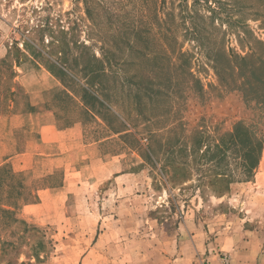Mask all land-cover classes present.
<instances>
[{"label": "rangeland", "instance_id": "rangeland-1", "mask_svg": "<svg viewBox=\"0 0 264 264\" xmlns=\"http://www.w3.org/2000/svg\"><path fill=\"white\" fill-rule=\"evenodd\" d=\"M229 54L264 58V0H0V112L18 93L58 126L78 125L49 157L7 161L25 145L2 138L0 167L21 189L10 194L3 173L0 264H178L185 249L192 264H264V144L254 176L221 196L200 180L209 164L179 149L200 133L212 145L249 116L216 73ZM46 55L70 75L50 72ZM123 121L130 131L118 133ZM69 165L85 183L39 191Z\"/></svg>", "mask_w": 264, "mask_h": 264}, {"label": "trees", "instance_id": "trees-1", "mask_svg": "<svg viewBox=\"0 0 264 264\" xmlns=\"http://www.w3.org/2000/svg\"><path fill=\"white\" fill-rule=\"evenodd\" d=\"M57 41L60 40L57 39ZM24 42L26 45L33 46L32 42L28 39H24ZM60 42L64 43L65 41L61 39ZM50 43H54V41L51 40ZM58 52L64 55L62 48ZM38 54L41 55L42 51L36 48L35 56ZM45 59L50 63L46 65L50 72L54 73V67L61 75H70V70L65 62L53 60L49 55H46ZM63 60L65 61V58ZM226 60V64H220L221 62L219 63V61L217 62L220 65L215 64L218 78L220 81L226 82L230 88L240 92L243 102L249 108V116L237 120L233 124L231 131L219 136L217 141L212 143V145L203 143L201 133L198 136L199 138L189 146L185 143L179 145V149L185 155L187 153L194 154L196 160L209 164V167L205 171L206 174L201 175L200 180L206 178V184L218 196L229 191L231 183L248 181L254 176L264 144V58L255 61V63L248 64L243 56L237 58L236 55L229 54ZM16 65H18L17 62ZM82 69H84L83 72H86L85 75L87 74L89 79L100 75L92 68L91 64H84ZM70 77L100 105L110 110L106 102L91 94L94 93V90L89 84L81 85L76 77ZM0 94V105L2 106V101L7 92ZM121 124L122 127L117 131L118 133L130 131V127L126 121H123ZM134 134L137 135L135 132ZM186 162V160H183L178 163V168L182 170L180 172L182 176H186ZM3 173L5 179H10L14 183L9 186L8 192L10 194H17L21 189L19 180L4 166L0 167V191L3 190ZM235 173H238L239 177H235Z\"/></svg>", "mask_w": 264, "mask_h": 264}, {"label": "crops", "instance_id": "crops-1", "mask_svg": "<svg viewBox=\"0 0 264 264\" xmlns=\"http://www.w3.org/2000/svg\"><path fill=\"white\" fill-rule=\"evenodd\" d=\"M29 98L30 100L25 104L22 103L21 96L18 93H14L13 99L8 101V105L5 110H1L0 112V145L4 143L2 140L3 137H5L6 140H9L8 144L12 142L14 147L18 145H25V148L20 147L15 152L8 154L6 157L7 161L29 154L32 158H34V155L37 154H44V156L49 157L50 153H44V149L49 145L60 144L64 136L69 135L72 130L75 131L78 128L77 124L70 127L58 126L54 119L55 114L52 113L50 109L44 108V106H38L39 102L37 100L33 101L32 97ZM49 113H52L51 120L44 119L49 118ZM82 176L83 175L80 170H76L69 165L64 171L59 186L44 188L39 191L54 192L64 190L68 192L70 191L68 189L70 185L78 186V184L85 183L84 177ZM252 234V231H247L246 236L248 238H252ZM197 236H199V233H190L188 236V243L191 244L194 251H198L199 248H201ZM221 242L222 241L219 243L220 249L225 248L227 241L226 243L224 241L223 243ZM185 252L186 253L183 255L184 257L182 256V252L179 253L178 261L180 262L178 264H181L182 262L192 264V255L189 254V249H185Z\"/></svg>", "mask_w": 264, "mask_h": 264}]
</instances>
